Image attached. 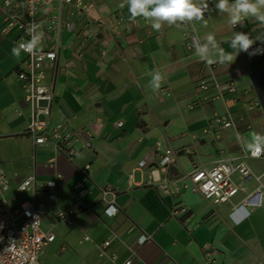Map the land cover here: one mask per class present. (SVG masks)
<instances>
[{"label": "crops", "instance_id": "obj_1", "mask_svg": "<svg viewBox=\"0 0 264 264\" xmlns=\"http://www.w3.org/2000/svg\"><path fill=\"white\" fill-rule=\"evenodd\" d=\"M211 1L206 23L165 24L154 31L143 18L130 20L125 0H96L92 19L120 17L132 26L121 35L102 34L100 46L80 34L82 13L61 15L70 30L61 37L57 62L45 66L44 84L54 93L50 128L64 125L82 136L73 161L36 145L28 134L33 107L18 79L26 55L12 56L19 37L3 34L0 14V168L10 179L0 203L18 210L38 200L37 192L48 195L51 190L43 185L60 175L56 202L43 201L73 217L71 226L51 214L44 217L43 230L56 239L44 249L43 264H264V157H248L246 147L254 135L264 137V53H240L230 66L217 62L221 48L232 51L227 41L235 31L256 41L250 52L264 49V27L250 17L231 28L227 14L215 9L218 0ZM44 19L39 18L40 48L49 50L54 43ZM209 34L217 47L198 55ZM153 70L163 76L157 91L149 84ZM204 80L205 91L199 88ZM255 103L259 106L251 110ZM226 116L234 126L222 129L215 119ZM168 150L176 158L163 167ZM53 158L56 168L47 169ZM221 162L232 169L246 165L250 178L234 171L232 180L241 191L230 203L215 206L192 190L190 176ZM30 177L37 181L35 192L19 193ZM81 182L85 192L77 207L74 187ZM104 192L115 196L119 212L112 218L105 214L111 196ZM257 192L259 206L240 208ZM142 234L151 241L140 243Z\"/></svg>", "mask_w": 264, "mask_h": 264}, {"label": "built area", "instance_id": "obj_2", "mask_svg": "<svg viewBox=\"0 0 264 264\" xmlns=\"http://www.w3.org/2000/svg\"><path fill=\"white\" fill-rule=\"evenodd\" d=\"M211 4L212 1L208 0ZM97 5L96 0H0V14L4 16L5 25L2 30L3 34L16 33L19 37V43L27 42L33 35L40 36L39 55H26L24 62L25 69L20 72L18 79L22 83V87L26 93V100L33 107V123L29 129V135L34 143L38 146L52 147L55 153L64 154L70 161L76 156L74 144L82 140L80 132L66 131L64 125H58L50 128L51 122V103L54 100L52 88L46 86L45 66L55 64L58 60V52L62 47L61 37L70 30V25L64 23L62 19L63 13L71 14L72 10H76L84 15L80 34L91 44L100 46L102 34L105 35H121L125 31H129L132 26L125 23L120 17L115 18L112 22L105 19H92L89 16L90 10ZM69 9V11H67ZM213 12V11H211ZM44 15V28L50 39L54 43L52 49L43 50L40 45L43 43V33L39 31V18ZM33 25L37 26L35 32H29V28ZM200 90L208 89V81L204 80L200 84ZM235 89L232 88L231 92ZM40 101H47L48 106L40 107ZM259 105L253 104L250 109L253 110ZM43 116V120L40 117ZM215 123L222 129H229L234 126L231 118L218 117ZM122 124L118 125V128ZM90 139L85 141L84 146L89 148ZM186 153H191L188 149ZM254 159L264 157V151L258 155L252 152L248 155ZM176 156L173 151L168 150L162 160V166H170ZM146 164L142 163V167ZM47 169L56 168V160L53 158L45 165ZM87 166L82 170L84 179L88 178ZM236 171L246 179L250 178L249 170L246 165L242 164L236 169H232L224 162L218 163L209 170H195L190 180L192 190L201 194L207 201H212L215 206H221L230 203L241 191L232 180V174ZM151 173V179H153ZM61 178L57 175V180ZM52 181L44 184L46 189L51 190L48 195L45 192H37L38 200L26 201L22 203L18 210H12L10 205L3 201L0 203V264H43L41 257L44 249L54 243L56 237L50 232L43 230L44 217L48 214L53 215L57 221L67 225H73V217L68 213L61 211L56 205L48 206L43 200L47 199L50 203L56 202L55 190L58 188V181ZM154 180V179H153ZM152 180V182H153ZM37 181L34 177L25 179L18 187L19 193H27L36 190ZM10 190V179L0 168V195H4ZM77 198V207H81V198L84 194L83 182L78 183L74 187ZM161 192H166L164 186L160 187ZM111 196L105 214L112 218L119 212L115 203V196L109 192H104V197ZM262 193L257 192L245 203L240 206L257 207ZM236 207L232 211H235ZM185 212L186 210H182ZM151 241L149 236L142 234L139 242L145 244ZM112 244V241L104 243L102 247L103 255ZM204 252L208 251L207 247L203 248ZM126 264H133L128 261Z\"/></svg>", "mask_w": 264, "mask_h": 264}, {"label": "clouds", "instance_id": "obj_3", "mask_svg": "<svg viewBox=\"0 0 264 264\" xmlns=\"http://www.w3.org/2000/svg\"><path fill=\"white\" fill-rule=\"evenodd\" d=\"M130 14L131 21L143 18L150 23L154 31H159L163 25L179 26L181 24H192L205 21V11L209 7L208 0H202L197 4L195 0H125ZM125 4H121L123 8ZM215 9L219 14H227V23L231 28L237 25L243 26V22L248 18H255L264 27V0H218L215 2ZM206 23V21H205ZM35 25L29 28V32H35ZM207 43L197 49V54L206 56L209 46L216 48L215 38L211 34L206 37ZM256 41L243 32H234L230 41H227L232 51L226 52L222 48L219 51L217 62L220 64L231 65L240 53H248L254 56L257 53H264V49H256L250 52ZM40 36L33 35L27 42L19 43L11 49V54L19 58L21 52L30 55H39ZM149 81L153 91L159 90L163 80L162 74L158 70L149 73ZM252 154L258 155L264 149V137L254 135L251 142L246 145Z\"/></svg>", "mask_w": 264, "mask_h": 264}, {"label": "water", "instance_id": "obj_4", "mask_svg": "<svg viewBox=\"0 0 264 264\" xmlns=\"http://www.w3.org/2000/svg\"><path fill=\"white\" fill-rule=\"evenodd\" d=\"M39 106L40 107H46V106H48V102L47 101H40ZM40 119L43 120V116H41Z\"/></svg>", "mask_w": 264, "mask_h": 264}]
</instances>
